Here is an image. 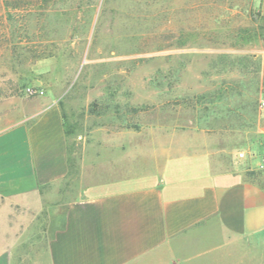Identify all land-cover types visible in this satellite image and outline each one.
<instances>
[{"label": "rangeland", "instance_id": "obj_1", "mask_svg": "<svg viewBox=\"0 0 264 264\" xmlns=\"http://www.w3.org/2000/svg\"><path fill=\"white\" fill-rule=\"evenodd\" d=\"M263 96L264 0H0V131L50 99L71 159L156 125L260 157ZM42 248L18 247L12 264Z\"/></svg>", "mask_w": 264, "mask_h": 264}, {"label": "crops", "instance_id": "obj_2", "mask_svg": "<svg viewBox=\"0 0 264 264\" xmlns=\"http://www.w3.org/2000/svg\"><path fill=\"white\" fill-rule=\"evenodd\" d=\"M45 104L0 131V264L37 243L33 264H264V155L156 125L85 143L70 175L62 110Z\"/></svg>", "mask_w": 264, "mask_h": 264}, {"label": "trees", "instance_id": "obj_3", "mask_svg": "<svg viewBox=\"0 0 264 264\" xmlns=\"http://www.w3.org/2000/svg\"><path fill=\"white\" fill-rule=\"evenodd\" d=\"M64 125H65V123H64ZM65 130H66L67 136H69L71 134V132L66 129V126H65ZM69 159H70V175L76 174L77 173V166L75 165V163L71 159L70 151H69Z\"/></svg>", "mask_w": 264, "mask_h": 264}, {"label": "built area", "instance_id": "obj_4", "mask_svg": "<svg viewBox=\"0 0 264 264\" xmlns=\"http://www.w3.org/2000/svg\"><path fill=\"white\" fill-rule=\"evenodd\" d=\"M260 108L264 109V96L260 100ZM241 156H242V154H241ZM261 167L264 168V159H263V165Z\"/></svg>", "mask_w": 264, "mask_h": 264}]
</instances>
